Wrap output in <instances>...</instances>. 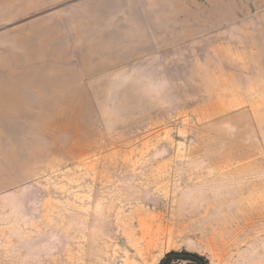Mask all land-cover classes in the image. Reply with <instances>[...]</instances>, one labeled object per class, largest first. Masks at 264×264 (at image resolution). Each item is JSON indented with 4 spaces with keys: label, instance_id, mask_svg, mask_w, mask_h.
<instances>
[{
    "label": "rangeland",
    "instance_id": "1",
    "mask_svg": "<svg viewBox=\"0 0 264 264\" xmlns=\"http://www.w3.org/2000/svg\"><path fill=\"white\" fill-rule=\"evenodd\" d=\"M169 253L264 264V0H0V264Z\"/></svg>",
    "mask_w": 264,
    "mask_h": 264
},
{
    "label": "flooded vegetation",
    "instance_id": "2",
    "mask_svg": "<svg viewBox=\"0 0 264 264\" xmlns=\"http://www.w3.org/2000/svg\"><path fill=\"white\" fill-rule=\"evenodd\" d=\"M181 254H185V255L184 256H169L168 258L164 260L163 264L168 263L169 259H172V258L183 260L185 261L184 264H204V260L194 254H190V253H181Z\"/></svg>",
    "mask_w": 264,
    "mask_h": 264
},
{
    "label": "water",
    "instance_id": "3",
    "mask_svg": "<svg viewBox=\"0 0 264 264\" xmlns=\"http://www.w3.org/2000/svg\"><path fill=\"white\" fill-rule=\"evenodd\" d=\"M171 255H175V256H184L185 254H177V253L175 254V253H172V254H169L168 256H171ZM168 256H167V257H168ZM167 257H166V258H167ZM166 258H165V259H166ZM165 259H164V260H165ZM164 260H163L160 264H163V263H164Z\"/></svg>",
    "mask_w": 264,
    "mask_h": 264
},
{
    "label": "trees",
    "instance_id": "4",
    "mask_svg": "<svg viewBox=\"0 0 264 264\" xmlns=\"http://www.w3.org/2000/svg\"><path fill=\"white\" fill-rule=\"evenodd\" d=\"M169 254H172V253H169ZM175 254H176V253H175ZM167 256H168V255H167ZM171 256H175V255H171ZM168 257H169V256H168ZM168 257H167V258H168ZM166 264H168V263H166Z\"/></svg>",
    "mask_w": 264,
    "mask_h": 264
}]
</instances>
